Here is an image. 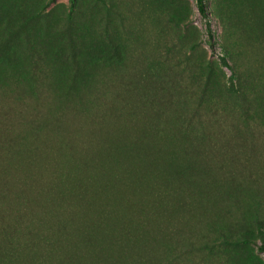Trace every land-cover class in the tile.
Returning a JSON list of instances; mask_svg holds the SVG:
<instances>
[{"label":"rangeland","instance_id":"1","mask_svg":"<svg viewBox=\"0 0 264 264\" xmlns=\"http://www.w3.org/2000/svg\"><path fill=\"white\" fill-rule=\"evenodd\" d=\"M48 1L0 0V110L17 111L0 119V138L8 128L12 141L0 148V223L16 227L20 248L0 264H73L75 253L81 264H102L103 254L78 237L104 212L100 236L119 244L124 233H110L112 224L138 234L129 214L148 222L162 198L169 206L173 193L190 200L179 181L163 183L178 180L169 160L189 157L170 127L157 134L143 117L151 101L171 104L188 92L191 109L207 100L231 112L260 132L262 152L245 173L264 170V0H206L207 17L196 0H76L74 8L55 0L43 9ZM104 137L110 157L97 144ZM217 177L213 188L229 190ZM219 213L224 232L205 264H264V205L256 214L229 205ZM59 221L68 226L64 238ZM140 231L139 255L161 258Z\"/></svg>","mask_w":264,"mask_h":264},{"label":"trees","instance_id":"2","mask_svg":"<svg viewBox=\"0 0 264 264\" xmlns=\"http://www.w3.org/2000/svg\"><path fill=\"white\" fill-rule=\"evenodd\" d=\"M54 1L49 0L43 9ZM69 1L70 7L74 8L76 0ZM196 6L202 16H208L206 0H196ZM207 24L209 36L212 38L209 21ZM186 94L188 92L184 93L183 100L179 99L171 104L163 102L162 105L161 102L151 101V109L145 108L143 117L151 123L157 134L163 133V126L170 127L174 137L172 142L188 155L189 158L184 163L182 162L186 158L183 161H179L177 157L169 160V166L174 169L178 180L174 181L165 176L163 183L165 186H170L178 184L179 181L183 184L182 187L190 190V200L181 199L173 193L170 197L173 203L169 206L162 198L153 205V215L147 220L148 222L138 221L135 213L129 214L128 219L132 224V221H135L133 227L136 225L138 234H129L127 226L123 224H112L110 233H124L119 244L110 236H100L110 217V212H104V216L95 221L91 227H84L78 237L81 244H91L103 254L102 264H137L136 261L134 262V257L146 264H205V260L210 257L211 247L216 244L215 237L224 232L225 224L219 213L223 207L237 206L243 214L250 215L259 213L264 205V170L245 173V169L255 161L253 159L258 158L262 152L261 143L258 142L260 132L251 125L243 126L244 128L239 126L231 118V112L224 110L223 113L207 100L199 102L200 106L191 109L186 101ZM202 103L206 104L201 105ZM86 108L88 109V106ZM119 108L113 107L112 110L117 111ZM13 110L9 106L4 107L0 110V119L12 120L14 112L17 113ZM115 111L112 112L119 115ZM8 132L9 129L5 128V132L1 134L4 136L0 138V148L11 145ZM140 141L138 137L131 140L132 145ZM108 142V138L104 137L97 144L100 150L105 149L110 157ZM16 148L14 152H21L26 156V151ZM225 158L229 159L224 161ZM7 165H11L10 161ZM218 175H222L231 186L229 190L213 188V185L219 182ZM192 186L201 188L197 192L192 190ZM26 187L27 185L21 190V194L26 192ZM2 196L5 197L6 194L2 193ZM247 196L251 198L249 202ZM88 203L91 205V202L87 201ZM133 208L135 207H130ZM135 209H143V207ZM6 214V210H0L2 220ZM106 228L109 229V226ZM140 229L143 231L142 241L146 248L161 252V258L157 260L148 258L145 254L139 255L136 251L137 241L134 236L141 233ZM57 232L58 237L61 238L68 234L66 221H59ZM15 233V226H11L8 222L0 223V258L5 260L9 257L14 260L20 254V248L14 239ZM79 241L75 240V245H78ZM40 244L45 248L51 245L49 241L43 239ZM126 257L130 261H125ZM71 261L73 264L82 263L77 253L71 256Z\"/></svg>","mask_w":264,"mask_h":264}]
</instances>
